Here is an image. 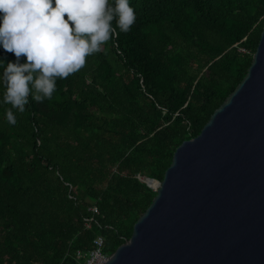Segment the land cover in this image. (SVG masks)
Segmentation results:
<instances>
[{"label": "trees", "instance_id": "obj_1", "mask_svg": "<svg viewBox=\"0 0 264 264\" xmlns=\"http://www.w3.org/2000/svg\"><path fill=\"white\" fill-rule=\"evenodd\" d=\"M128 3L130 30L114 17L118 35L56 77L50 100L30 92L16 125L0 83V264H79L99 236L110 255L128 241L156 196L140 177L164 179L246 76L264 28V0ZM10 61L0 45V77Z\"/></svg>", "mask_w": 264, "mask_h": 264}, {"label": "water", "instance_id": "obj_2", "mask_svg": "<svg viewBox=\"0 0 264 264\" xmlns=\"http://www.w3.org/2000/svg\"><path fill=\"white\" fill-rule=\"evenodd\" d=\"M106 264H264V28L242 82L175 151Z\"/></svg>", "mask_w": 264, "mask_h": 264}, {"label": "clouds", "instance_id": "obj_3", "mask_svg": "<svg viewBox=\"0 0 264 264\" xmlns=\"http://www.w3.org/2000/svg\"><path fill=\"white\" fill-rule=\"evenodd\" d=\"M54 5L53 0H0V45L16 57L0 77L3 102L11 105L6 109L10 125L17 123L13 109L23 113L30 92L37 103L50 100L56 77L79 71L86 57L118 35L114 17L124 33L136 19L128 0H114V6L108 0H54Z\"/></svg>", "mask_w": 264, "mask_h": 264}, {"label": "built area", "instance_id": "obj_4", "mask_svg": "<svg viewBox=\"0 0 264 264\" xmlns=\"http://www.w3.org/2000/svg\"><path fill=\"white\" fill-rule=\"evenodd\" d=\"M143 177H140L142 180ZM143 181V180H142ZM93 212H98L96 207L91 208ZM105 248V239L102 236L97 237L94 240V247L83 253L78 251L77 259L79 260V264H106L110 258V254L104 251Z\"/></svg>", "mask_w": 264, "mask_h": 264}, {"label": "rangeland", "instance_id": "obj_5", "mask_svg": "<svg viewBox=\"0 0 264 264\" xmlns=\"http://www.w3.org/2000/svg\"><path fill=\"white\" fill-rule=\"evenodd\" d=\"M142 180H145V178H142Z\"/></svg>", "mask_w": 264, "mask_h": 264}]
</instances>
